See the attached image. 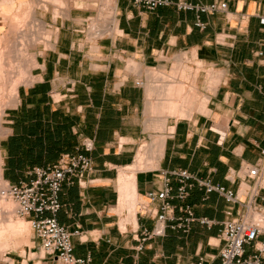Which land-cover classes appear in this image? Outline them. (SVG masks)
Masks as SVG:
<instances>
[{"label": "crops", "instance_id": "1", "mask_svg": "<svg viewBox=\"0 0 264 264\" xmlns=\"http://www.w3.org/2000/svg\"><path fill=\"white\" fill-rule=\"evenodd\" d=\"M52 1L43 8L40 0H0V37L28 16L31 4L35 20L57 32L54 46L43 39L26 49L36 61L32 81L20 86V102L8 114L2 175L18 182L27 169L52 164L83 137L92 138L94 171L83 184L66 183L60 195L59 222L79 230L72 239L77 257L90 256L94 264H220V232L244 204L194 187L188 202L196 217L213 223L197 220L184 233L169 221L166 235L150 238L138 252L142 227L154 225L141 206L163 188L161 171L177 168L237 191L243 201L251 198L247 166L258 164L264 148V0H191L227 3L215 14L174 5L148 11L115 0L113 22L96 39L81 34V7L57 16ZM198 15L204 28L196 25ZM28 28L14 40L11 33L8 51H26L21 44ZM143 140L151 147L138 154ZM140 162L154 167L136 172L133 199L126 176ZM263 195L264 182L256 197L264 208ZM23 221L13 238L17 249L31 242ZM39 245L35 240L31 258L23 250L0 264L52 263L39 259Z\"/></svg>", "mask_w": 264, "mask_h": 264}, {"label": "built area", "instance_id": "2", "mask_svg": "<svg viewBox=\"0 0 264 264\" xmlns=\"http://www.w3.org/2000/svg\"><path fill=\"white\" fill-rule=\"evenodd\" d=\"M134 6L148 11H154L161 6L174 5L179 10L196 9L198 13L215 14L227 10V3L213 2L210 4L191 0H129ZM264 24V17L261 19ZM196 25L205 27L200 16ZM138 85L143 82L138 81ZM263 89V86H260ZM94 149V140L83 137L73 152L64 153L60 158L46 166H34L25 172V177L18 182L0 179V212L15 214L19 217H29L39 240V259H52L50 264H94L90 256L79 258L74 254L73 236L79 230L72 232L58 220L62 208L60 199L64 185L83 184L86 177L95 169L90 152ZM248 176L254 179L253 194L249 200L243 201L238 192L221 184H214L211 179H202L185 168L162 170L164 186L158 191L148 194L150 202L142 204L141 214L154 220L152 228L142 227V237L137 251L146 248L150 238L166 235L168 222H174L171 227L189 233L192 223L200 220L211 224L207 217L198 218L193 206L188 202L194 187L205 189L209 194L218 192L230 203L244 204L245 210L238 211L239 218L227 220L220 232L222 247L220 264H264V208L256 203L258 189L264 182V148L258 164L247 166ZM264 199V195L262 197ZM159 201L158 208L152 207V202ZM9 202L13 203L8 207ZM232 214V206L227 210ZM258 217H256V216ZM48 264V263H46ZM142 264V263H137Z\"/></svg>", "mask_w": 264, "mask_h": 264}, {"label": "rangeland", "instance_id": "3", "mask_svg": "<svg viewBox=\"0 0 264 264\" xmlns=\"http://www.w3.org/2000/svg\"><path fill=\"white\" fill-rule=\"evenodd\" d=\"M40 1L41 2L37 3V5H39V6L43 7V8H46L47 3L45 1H43V0H40ZM50 1H52V0H50ZM63 1H64L63 4L62 3L60 4V2L56 1L57 2V10H55V11H56V15L57 16H59V15H61V16L67 15L68 12L70 11V9L72 7H74V6L75 7H81L82 8L81 12L85 13V18L83 20H81V22H84V23L82 24L81 27H79V29L82 30L81 34H87L88 33L91 36V38L96 39V36H98L99 33L102 32V31L99 32V30L101 28L109 26V24H111L113 22V19H114V9H113V7L115 5V0H82V1L81 0H79V1L78 0H63ZM34 9L35 8L33 7V4H31V7L29 9L30 13H28V16L26 14H24L26 16V18L23 21L21 19L15 20L16 23L12 25L11 30L9 32H7L6 35H3V36L0 37V78L2 79V80H0V88H2V90L3 89L6 90V92L4 90L2 91L3 94L9 92L11 90L10 87H12L13 84H15L16 82L17 83L20 82V79L17 80L18 77L21 78L20 86L23 85L24 84V83H22L23 79L25 80V78L27 77L26 75L28 74L26 72L27 71V67H29L28 69H30L31 67H34L33 66L34 62L33 61H36L35 60V54H32L31 53L32 51L29 52L30 53L29 54L26 49L35 46L39 41H41L43 39H45L46 43H48L49 39H51V35L53 33V28L50 27L48 24L45 25V23H41L39 20H38L39 22L36 20V22L39 23V24L36 25V28H37L36 31L34 33L32 32L27 37L26 42H23L21 44L22 48L25 49L26 51L25 52L21 51L22 53L21 52L20 53L19 52L13 53L12 51H8V48H7L6 45L12 43V41L11 42L9 41L11 33H12V35H14L13 37H11V39L14 40L15 38L17 39V36H18L17 34L20 33V30H22L23 28L29 27V23L34 21L35 18H36V17H34V13H32V11ZM94 26L97 28L96 29L97 32H93L92 31L91 28L94 27ZM21 70H23V71H21ZM22 72L23 73L25 72V74L27 73L26 75L24 74L26 76L25 78H23L24 76L22 77V74L20 75V73H22ZM1 75H2V77H1ZM30 75H31V71H30ZM15 76H16L17 79L14 78ZM12 78H14V79H12ZM13 80H15L16 82L14 81V83H13ZM3 82L6 83V84H3ZM11 83H12V85H11ZM1 84H2V86H1ZM6 85H7V87H6ZM187 103H188V101H186V100L183 101V105L184 106ZM175 104H173V106ZM206 104H207V102H205V100H204L203 105L205 106ZM13 107H15V105L12 104V105L6 107L5 111H4V115H3L4 116L3 117L4 124L3 125H4V127L6 129H7V126L9 124L8 120L10 118L8 114L11 112ZM173 112L174 111H172V113ZM159 127L161 128V121L159 122ZM4 138H5V136L1 140V146H2V141H3ZM158 138H161V137H158ZM158 138H156L153 141V143ZM142 143L143 144L139 148L138 154H140V153L144 154L145 152H147L148 149L151 147V144H152V143H149L148 140H143ZM146 157H147V154H146ZM2 161H3V159H1V163H2ZM3 168H5L4 164H3ZM147 169H149V167H146L145 170H147ZM136 172L137 171L133 170L132 174L130 175V177H132L133 175L136 176ZM126 177L130 178L129 176H126ZM127 193H129V192H127ZM134 198H136V196ZM131 200H133V199L131 198ZM133 218H134V216H132V219ZM14 219H15L16 222H20L19 220L21 218L15 215ZM22 220L27 221L29 223V231H32V233H31V242H29L27 244H24L19 249L15 248L16 246L14 244L13 238L17 237V235L19 236L20 233H21L20 232L21 230L18 227V223H17V225L15 223L12 226L14 229L12 227L10 228V231H11V235H9L10 238H8V236H7L5 238L6 240H1L0 241L1 243L3 242L2 243L3 245H1V243H0V249H1L0 250V262H4V263L6 261L12 262V259L9 258V257H17L18 258V254L22 255L23 254L22 253L23 250H26V254H28V255L26 256L25 259H28V258H31L30 256L32 255L33 252L37 251V247H33V246H35V240H38V238L36 237L34 228L32 226V223L30 222V218L26 217L24 219L22 218L21 221ZM130 228H132V227H130ZM30 248H32V251H30ZM36 255H38V253Z\"/></svg>", "mask_w": 264, "mask_h": 264}, {"label": "bare ground", "instance_id": "4", "mask_svg": "<svg viewBox=\"0 0 264 264\" xmlns=\"http://www.w3.org/2000/svg\"><path fill=\"white\" fill-rule=\"evenodd\" d=\"M53 1H57V2H60V4L62 3L63 4V0H53ZM52 1V2H53ZM45 2H48V0H45ZM50 3V2H49ZM60 7V6H59ZM58 7V8H59ZM115 8V7H114ZM62 10V9H61ZM24 12V11H23ZM26 18V17H25ZM36 19V18H35ZM39 21L41 22V23H45L44 21H42L41 19H39ZM38 21V22H39ZM112 21V20H111ZM31 24V23H30ZM29 24V28H28V30H25L24 32L26 33V35H30L32 32L34 33L35 31H36V25L37 24H39V23H37L36 22V20H34L33 22H32V24L30 25ZM115 24V23H114ZM97 25V24H96ZM25 26V25H24ZM38 27V26H37ZM105 28V27H104ZM24 29V28H23ZM22 29V30H23ZM92 29V31L93 32H97L96 31V27L94 26V27H92L91 28ZM102 30H99V32H101ZM20 32H21V30H20ZM55 33H57L56 32V30H55V32H53L52 33V35H51V39H49V42L48 43H46V44H52L53 43V38H54V36H55ZM22 34V33H21ZM23 36H24V34H22ZM56 36H57V34H56ZM55 36V37H56ZM19 41V40H18ZM55 41H56V39H55ZM7 46V45H6ZM27 46V45H26ZM30 46V45H29ZM52 46H54L53 44H52ZM20 47V46H19ZM48 47V46H47ZM26 48V47H25ZM23 50V49H22ZM26 64V63H25ZM23 68V67H22ZM29 67H27V73L29 74H25V72L23 73H20V75L22 74V77L23 78H25L26 76V78H25V80L23 79V82L22 83H25V84H27V83H30L31 81H32V76L30 75V70L33 68V67H31L30 69H28ZM25 69V68H24ZM21 71H23V70H21ZM20 72V71H19ZM2 74V73H1ZM10 74V73H9ZM26 76H25V75ZM5 75V74H4ZM1 77H2V75H1ZM21 77V76H20ZM15 79H17L16 78V76L14 77ZM14 78H12V79H14ZM5 79V78H4ZM20 79V82L19 83H17L15 80H13V83H14V81L16 82L15 84H13L12 85V83H11V85H12V87H10V91L9 92H7V93H5V94H3V90H2V88H0V179L2 178V166H3V161H2V163H1V159H3V157H2V149H1V140H2V138L7 134V132H8V129H6L5 127H4V122H3V115H4V111H5V108L6 107H8V106H10V105H15V106H17V104L20 102V96H19V88H20V84H21V78H19L18 77V79L17 80H19ZM0 80H2L1 78H0ZM11 81V80H10ZM5 82V81H4ZM3 82V84H6V83H4ZM10 84V83H9ZM28 85V84H27ZM1 86H2V84H1ZM6 87H7V85H6ZM5 92H6V90H4ZM4 97V98H3ZM3 99V100H2ZM146 167H149V169H152L153 167H154V165H152V164H147V165H145V164H143L142 162H140L138 165H132V168H133V170L134 171H140V170H145L146 169ZM129 170L131 171V169L129 168ZM128 170V171H129ZM132 170V171H133ZM130 177V176H129ZM122 178L123 177H121V179L120 180H122ZM127 178V177H126ZM126 180V179H125ZM124 180V181H125ZM123 181V182H124ZM121 182V181H120ZM123 182H121L122 184H125V183H123ZM127 182V181H126ZM121 183H120V185H121ZM127 184V183H126ZM122 186V185H121ZM123 186H125V185H123ZM128 186H130L131 188H132V192H131V197H133V199H134V197L136 196V194H137V189H136V176H132V177H130L129 178V184H128ZM121 190H123V187L121 188ZM123 192V191H122ZM129 192V191H128ZM130 194V193H129ZM128 194V195H129ZM127 195V196H128ZM128 198H130V197H128ZM128 200V199H127ZM131 204V203H130ZM7 206L8 207H12L13 206V203L12 202H9L8 204H7ZM14 216H15V214H13ZM12 215V213H10V214H3L2 212H0V241L1 240H6L5 238L8 236V238H10L9 237V235H11V232H10V228L16 223V225H17V223H19V222H16L15 221V219H14V216ZM17 216V215H16ZM256 216V215H255ZM19 217V216H18ZM256 217H258V216H256ZM21 218H23V217H21ZM19 220V219H18ZM19 221H21V219L19 220ZM23 223H24V221H23ZM21 225H22V223H20ZM29 224V223H28ZM23 226L25 227V225L23 224ZM26 226H27V229H28V225H27V223H26ZM13 228V227H12ZM14 229V228H13ZM19 229V228H18ZM22 230V229H21ZM23 230H24V228H23ZM26 230V229H25ZM24 230V231H25ZM18 233V232H17ZM22 233V232H21ZM18 236V235H17ZM7 238V239H8ZM1 243V242H0ZM3 243V242H2ZM1 243V245H3ZM1 250V249H0ZM41 254V253H40ZM41 255H43V254H41Z\"/></svg>", "mask_w": 264, "mask_h": 264}]
</instances>
